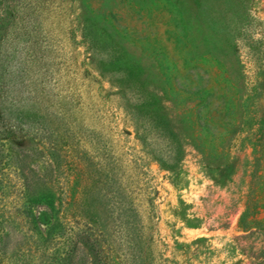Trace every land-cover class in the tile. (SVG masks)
Segmentation results:
<instances>
[{
  "label": "rangeland",
  "instance_id": "1",
  "mask_svg": "<svg viewBox=\"0 0 264 264\" xmlns=\"http://www.w3.org/2000/svg\"><path fill=\"white\" fill-rule=\"evenodd\" d=\"M0 264H264V0H0Z\"/></svg>",
  "mask_w": 264,
  "mask_h": 264
}]
</instances>
